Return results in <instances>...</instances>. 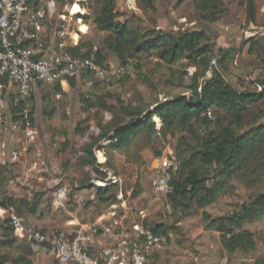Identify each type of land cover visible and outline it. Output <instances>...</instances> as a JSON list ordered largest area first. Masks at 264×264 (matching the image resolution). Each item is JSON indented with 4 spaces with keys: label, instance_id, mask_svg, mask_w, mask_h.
Instances as JSON below:
<instances>
[{
    "label": "rangeland",
    "instance_id": "obj_1",
    "mask_svg": "<svg viewBox=\"0 0 264 264\" xmlns=\"http://www.w3.org/2000/svg\"><path fill=\"white\" fill-rule=\"evenodd\" d=\"M39 1L34 0L35 5ZM43 1L53 3L45 10L49 44L56 42L60 16L78 13L84 30L79 32L78 44L69 42L67 47L75 57L94 59L97 70L65 87L36 85L26 100L0 77V82L8 86L6 121H0V150L7 157L17 151L20 154L19 160L0 164L7 171L3 176L4 194L39 203L36 216L19 215L26 225L71 235L78 223L93 224L116 205L117 215L128 227L144 220L149 228L159 224L169 228L168 246L151 256L149 264H264V217L244 225L255 234L253 250L229 253L221 234L205 228L202 211L193 209L188 215L178 212L169 197L152 186L158 162L168 158L181 164L182 153L197 148L211 132L231 128L243 135L264 129V102L250 105L242 124L213 109L204 122L193 123V130L174 128L161 134L163 125L154 118L158 133H141L122 152H112L108 138L99 143L94 152L101 165L100 174L81 162L83 146L114 124L131 120L140 111L144 113L139 119L144 120L148 111L160 103L192 97L196 73L200 85L218 71L237 91L264 92V0H256L255 22L248 20L246 0H220L222 5L215 14L201 8L203 0H149L151 7L137 0H113L116 21L133 33L205 31L212 53L207 57L208 64L200 62L198 66L189 60L167 65L158 59L156 51L142 52L124 65L109 49L116 40L114 36L101 31L95 23L106 0ZM78 27L74 23L71 28L78 31ZM97 52L104 57L102 63ZM27 128L36 136L32 142L24 134ZM186 157L190 159L189 154ZM190 166L203 179L217 176L212 165L192 159ZM234 177L228 195L205 209L212 216L238 210L248 195L264 190V175L255 183L250 174L254 180L250 185L241 176ZM107 186L113 187L115 199L101 204L97 190ZM5 217L6 213L0 211V227ZM2 232L0 228V264H60L52 254L24 242L15 233L16 245L4 247Z\"/></svg>",
    "mask_w": 264,
    "mask_h": 264
},
{
    "label": "trees",
    "instance_id": "obj_2",
    "mask_svg": "<svg viewBox=\"0 0 264 264\" xmlns=\"http://www.w3.org/2000/svg\"><path fill=\"white\" fill-rule=\"evenodd\" d=\"M106 1L101 13L96 17L95 23L101 31L111 33L116 39L109 49L117 55L122 64H127L128 59L134 58L142 52L152 51L158 53V59L161 62L170 66L182 60L192 61L195 66H198L200 62L208 64L207 57L212 53V48L208 43L205 31L182 34L160 31L139 35L133 33L127 25L116 21L113 0ZM137 1L151 7L149 0ZM221 5L220 0H203L201 8L205 12L215 14ZM245 5L248 20L255 22L256 0H246ZM79 17L82 16L79 15ZM226 55L230 56L229 53ZM96 56L99 63L104 61L101 52H97ZM211 71L213 70L211 69ZM194 76L196 82L192 89V97L182 96L167 100L158 104L152 111H148L144 120L139 119L144 113L140 111L135 118L116 123L105 134L91 138L90 143L82 148L84 157L81 162L83 166L90 167L100 174L101 165L97 162L94 152L99 143L108 138L110 150L122 152L141 133H158L155 129L154 118L159 119L163 125L161 134L172 131L174 128L193 130V123L204 122L205 116L213 109L230 115L238 124H242L244 114L248 111L249 106L264 102V92L237 91L226 82L218 71H213V76L201 85L198 82L199 75L196 73ZM4 81L6 82V80ZM15 119L21 120V117L18 119L15 117ZM201 142L197 148L187 149L180 156L181 164L177 163L178 168L172 178L174 190L172 194L168 195L170 204L178 212H185L187 215L193 209L196 212L202 211L206 223L205 228L221 234L227 252L253 250L255 234L245 229L244 225L246 222L264 217V190H257L247 198L244 197L246 203L241 208L220 217L212 216L205 209L217 203L222 196L228 195L229 190L233 187L230 180L234 176H241L245 184L254 183V180L250 179V174L255 179V183L261 181L262 175H264V129L260 130L259 128L256 131L252 130L239 135L231 128H224L220 132H211ZM187 154L190 155V159L186 157ZM192 159L203 165L214 166L217 176L207 179L199 177L198 172L192 170L190 166ZM5 168L0 165V210L6 213L5 219L2 221L3 226L0 228L3 231V238H5L2 245L12 248L18 239L14 238V228L8 225L11 211L15 210L17 215L36 216L39 212V203L25 199L18 200L4 194L5 178L3 176L7 174ZM112 189L113 187L110 186L98 188L96 196L101 204H109L114 201L115 196L111 194ZM150 229L154 234L166 236L169 232L168 227L160 224L154 225Z\"/></svg>",
    "mask_w": 264,
    "mask_h": 264
},
{
    "label": "built area",
    "instance_id": "obj_3",
    "mask_svg": "<svg viewBox=\"0 0 264 264\" xmlns=\"http://www.w3.org/2000/svg\"><path fill=\"white\" fill-rule=\"evenodd\" d=\"M52 4L0 0V77L6 79L8 86L23 100L30 97L36 85L65 87L70 81L83 79L97 70L94 59L75 57L68 50L67 44H78L79 32L84 30L83 18L78 14L61 15L54 37L56 42L51 45L46 40L45 10ZM74 23L79 25L78 31L71 28ZM8 86L0 82V121H6ZM24 119L27 120V115ZM16 127L13 125L12 129L16 130ZM24 134L31 142L36 138L29 128ZM19 158L18 151L9 157L4 154L0 164ZM177 168V162L171 159L163 158L159 162L152 180V186L159 194H172V178ZM9 219L17 238L52 254L60 264H149L148 258L165 250L169 244L166 235L154 234L144 220L130 227L118 220L98 221L78 226L71 235H66L57 230L49 233L30 228L14 211ZM98 242L104 246L100 256L96 257L90 252V246Z\"/></svg>",
    "mask_w": 264,
    "mask_h": 264
},
{
    "label": "crops",
    "instance_id": "obj_4",
    "mask_svg": "<svg viewBox=\"0 0 264 264\" xmlns=\"http://www.w3.org/2000/svg\"><path fill=\"white\" fill-rule=\"evenodd\" d=\"M39 2L45 4V2L43 0H40ZM4 154H5V151L0 150V159L3 158ZM158 163H157V165H158ZM115 207H116V205H112L111 206L112 210H110L107 214H104V215H101L100 217H98L95 220V222H98V221L111 222V221H114V220L122 221V219L117 215V213L115 211ZM0 211L4 212L3 210H0ZM95 222H93V223H95ZM78 224L79 225H77V227L81 226V225L91 224V223H85V224L78 223ZM74 230H76V229H74ZM103 246H104V243L98 242L97 244L90 246V252L92 253V255H94L96 257H99L100 256V251L102 250ZM153 255L156 256L157 253H154L151 256H153ZM151 256L148 258L149 263L151 262L150 261Z\"/></svg>",
    "mask_w": 264,
    "mask_h": 264
},
{
    "label": "bare ground",
    "instance_id": "obj_5",
    "mask_svg": "<svg viewBox=\"0 0 264 264\" xmlns=\"http://www.w3.org/2000/svg\"><path fill=\"white\" fill-rule=\"evenodd\" d=\"M73 12V11H72ZM74 14H78V13H75V12H73Z\"/></svg>",
    "mask_w": 264,
    "mask_h": 264
}]
</instances>
